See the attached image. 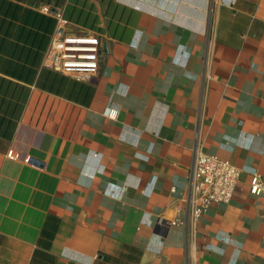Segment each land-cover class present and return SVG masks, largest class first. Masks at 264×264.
I'll use <instances>...</instances> for the list:
<instances>
[{"label": "crops", "instance_id": "crops-1", "mask_svg": "<svg viewBox=\"0 0 264 264\" xmlns=\"http://www.w3.org/2000/svg\"><path fill=\"white\" fill-rule=\"evenodd\" d=\"M45 6L98 34L97 75L52 65ZM196 146L242 168L198 219ZM255 172L264 0H0V264H264Z\"/></svg>", "mask_w": 264, "mask_h": 264}, {"label": "built area", "instance_id": "built-area-1", "mask_svg": "<svg viewBox=\"0 0 264 264\" xmlns=\"http://www.w3.org/2000/svg\"><path fill=\"white\" fill-rule=\"evenodd\" d=\"M46 12L54 13L49 6ZM57 16L58 27L50 50V59L54 67L64 74L77 79L92 77L99 73L102 57L101 43L98 34L74 32L66 29L67 20L61 12ZM193 162L188 173L189 197L188 212L200 217L215 203H229L235 193L242 168L222 159L214 153L203 151L196 146L193 149ZM8 157L19 159V154L10 149ZM25 162L40 165V161L28 156ZM251 193H264V182L260 173L255 172L251 179ZM184 221H172L173 224Z\"/></svg>", "mask_w": 264, "mask_h": 264}, {"label": "water", "instance_id": "water-1", "mask_svg": "<svg viewBox=\"0 0 264 264\" xmlns=\"http://www.w3.org/2000/svg\"><path fill=\"white\" fill-rule=\"evenodd\" d=\"M56 11V10H55Z\"/></svg>", "mask_w": 264, "mask_h": 264}]
</instances>
